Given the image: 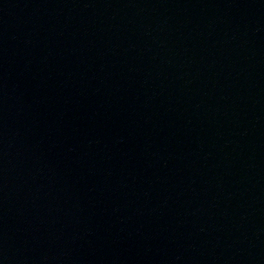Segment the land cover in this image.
I'll use <instances>...</instances> for the list:
<instances>
[{
  "label": "water",
  "instance_id": "water-1",
  "mask_svg": "<svg viewBox=\"0 0 264 264\" xmlns=\"http://www.w3.org/2000/svg\"><path fill=\"white\" fill-rule=\"evenodd\" d=\"M0 264H264L231 0H0Z\"/></svg>",
  "mask_w": 264,
  "mask_h": 264
}]
</instances>
